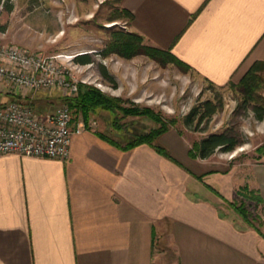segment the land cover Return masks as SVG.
<instances>
[{"label":"crops","instance_id":"0c3cea01","mask_svg":"<svg viewBox=\"0 0 264 264\" xmlns=\"http://www.w3.org/2000/svg\"><path fill=\"white\" fill-rule=\"evenodd\" d=\"M121 6L130 32L214 85L238 84L264 63V0ZM113 141L88 130L67 160L0 154V264H156L159 247H173L179 264H264V235L221 213L182 167L150 145ZM220 173L234 187L233 170ZM247 183L264 200V163Z\"/></svg>","mask_w":264,"mask_h":264},{"label":"rangeland","instance_id":"374dc122","mask_svg":"<svg viewBox=\"0 0 264 264\" xmlns=\"http://www.w3.org/2000/svg\"><path fill=\"white\" fill-rule=\"evenodd\" d=\"M120 9L121 0H0V42L46 56L57 54V48L66 50L69 46V50L61 52L96 51L94 65L87 73L89 82L105 95L120 98L121 103L115 111L99 108L87 122L96 121L95 130L105 129L111 138L124 146L135 135L147 134L162 126L167 128L158 143L167 149L170 161L198 181L204 193L217 196L221 213H230L248 224L229 205L230 202L241 205L245 201L250 219L264 235V203L246 198L257 192L247 183L252 178L254 165L264 163V151H261L264 145V70L259 72L261 79L254 91L255 98L250 99L239 83L214 85L176 61L162 64L143 51L132 58L110 52L115 34L132 33L127 17L114 20ZM70 40L74 42L70 43ZM141 45L153 47L145 41ZM102 69L114 79L113 82L103 76ZM98 84L103 87L95 86ZM0 94L4 101L29 104L42 114L67 105L69 100L65 99L77 95L61 88L32 92L5 82H0ZM135 108L141 113L123 110ZM196 108L202 113L212 109L213 113L200 122L198 116H191ZM260 114L263 118H259ZM75 117L85 120L82 113ZM222 132L240 141L234 151L218 149L205 160L191 157L190 151L196 143ZM226 170H233L234 187L229 185L233 181L226 179L224 173L216 174ZM246 186L247 191L243 189ZM156 264H179L175 249L159 247Z\"/></svg>","mask_w":264,"mask_h":264},{"label":"built area","instance_id":"2783aa9c","mask_svg":"<svg viewBox=\"0 0 264 264\" xmlns=\"http://www.w3.org/2000/svg\"><path fill=\"white\" fill-rule=\"evenodd\" d=\"M82 54L46 56L0 42V82L32 92L61 88L76 94L80 84H93L87 73L94 63L75 61ZM3 98L0 94V154L67 160L74 136L97 127L96 121L76 119L68 105L42 115L29 104Z\"/></svg>","mask_w":264,"mask_h":264},{"label":"trees","instance_id":"16d2710c","mask_svg":"<svg viewBox=\"0 0 264 264\" xmlns=\"http://www.w3.org/2000/svg\"><path fill=\"white\" fill-rule=\"evenodd\" d=\"M7 8L8 10L11 9V7L8 5ZM119 11L120 12L118 13V15L114 17V20H121L122 18L127 17L129 21H131L132 15L127 9L122 8ZM115 36L116 37L114 39L113 44L109 47L110 52L117 53L125 58H132L135 55L140 54L141 51H143V54L151 57L156 61H159L162 64H166L167 62L170 61H173L175 63L176 61L178 65H183L187 67L169 51H165L155 47L143 48L141 44L143 43L144 39L143 37H141L136 33L120 32L115 34ZM75 61L82 65L94 63L93 57L89 53L78 55L77 57H75ZM263 70H264V63L263 62L256 63L239 83V85H241L244 91V94L250 99L255 98L254 91L256 89L257 84L259 83V80L261 79L259 77L260 76L259 72ZM102 74L109 81L111 82L114 81V79L110 77L107 71H105V69H102ZM230 84L232 85L233 83L230 82ZM76 94L77 95L73 99H65V100H69V102H67L68 103L67 105L72 110L74 117L75 115H78V113H82L86 121L88 120L89 116L92 113L96 112L99 108L115 111L121 103L120 98L109 97L104 93H102L101 90L97 89L92 85L80 84ZM34 109L38 113L42 114V111H39L36 108ZM123 110L126 111L127 113H133V114L141 113L140 109L138 108L130 109V110L123 109ZM147 112L148 111H145L146 114ZM212 113H213L212 109H208L207 113H202L200 109L198 110L196 108L192 111L191 116H193L194 118L198 116L199 121L204 122L207 117L212 115ZM259 118H263V114H260ZM158 122L160 123L162 121L158 120ZM167 131L168 129L162 126L158 129L151 131L150 133L143 135H135L134 139L127 142L125 146L121 145L120 143H116L114 141L112 143H114L117 146H120L122 149L125 150L146 144L152 146L160 154L171 157L167 149L158 143V140ZM239 144L240 141L235 136L227 132L214 133L203 138L198 143H196L194 145V148L190 151V155L192 158H200L205 160L213 156L218 149H221L225 152H232L236 149V147ZM261 151H264V145L261 148ZM211 189L214 190L213 188ZM243 189L247 191L248 187L246 186ZM216 193L218 194V192ZM252 196H246V198H248L249 200H255L258 202V204L264 203V200L257 192H254V195ZM229 205L244 219L245 222L248 223V225L259 231V229L254 225V222L249 217V211L245 208L246 205L245 201L242 202L241 205H239V203L237 202H230Z\"/></svg>","mask_w":264,"mask_h":264}]
</instances>
